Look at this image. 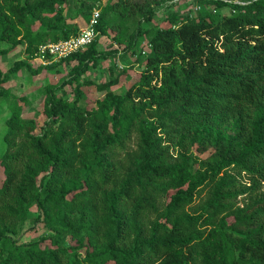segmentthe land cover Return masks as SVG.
I'll return each mask as SVG.
<instances>
[{
    "label": "trees",
    "instance_id": "trees-1",
    "mask_svg": "<svg viewBox=\"0 0 264 264\" xmlns=\"http://www.w3.org/2000/svg\"><path fill=\"white\" fill-rule=\"evenodd\" d=\"M69 1L0 0V41L9 44L0 55L22 45L32 58L40 44L75 36ZM152 2L110 0L84 50L0 70L2 85L22 67L70 66L45 88L41 123L17 111L7 119L0 264H264V0H198L229 11L169 13L137 80L121 93L111 78L94 104H80L91 84L81 76L117 53L97 49V37L112 30L121 42L120 22L139 15L122 49L131 50ZM66 84L73 99L58 94ZM32 205L53 234L19 242Z\"/></svg>",
    "mask_w": 264,
    "mask_h": 264
},
{
    "label": "rangeland",
    "instance_id": "rangeland-1",
    "mask_svg": "<svg viewBox=\"0 0 264 264\" xmlns=\"http://www.w3.org/2000/svg\"><path fill=\"white\" fill-rule=\"evenodd\" d=\"M110 0H70L65 4L64 15L66 21L75 23L82 28L87 23V18L94 8L101 11L102 7ZM152 7L155 14L150 21L142 22L144 34L137 40L134 47L129 51H123V47L127 44L128 35L134 30L139 15L126 18L120 22L121 42H116L112 35L114 31L110 30L109 35L97 37V49L101 51H117L107 58H101L97 64L81 76V79L91 82L88 86H83L84 97L80 101L81 105L94 104L96 99L103 96L104 91L97 86L108 81L111 78L118 77L119 83L111 87L116 92L123 93L125 89L137 80L141 62L149 53L150 46L148 44L151 34L160 26L165 24V18L169 13H177L180 15L199 13L227 14L228 7H215L214 4H202L198 0H152ZM240 1V0H236ZM242 1V0H241ZM88 8V9H86ZM86 9V10H85ZM9 44L0 41V48H8ZM17 60H24L32 69L39 66L50 64L47 60L38 57L28 58L24 51V46L17 45L9 50V52L0 55V70L4 73ZM74 62H72L73 64ZM70 64V65H72ZM70 66L60 64L55 68H43L37 74H32L26 67L20 68L16 73L12 74L10 79L0 85L7 91V97H0V155L5 150L3 141L4 134L7 130V119L12 112L17 111L22 118H35L39 123L43 121L41 113L45 98V88L47 86H57L69 77ZM125 69V72L122 70ZM75 84H66L58 92L59 95L68 96L73 99V87ZM225 132L233 135V126L227 127ZM133 143L130 144L132 146ZM3 168L0 166V185L3 181ZM240 180L248 183L247 176L242 174ZM205 197V192L196 199L200 202ZM38 211L35 205L26 209L25 219L21 222L17 234L14 236L19 242H28L36 240L44 235L53 234L43 222H35ZM68 239L63 240L67 244Z\"/></svg>",
    "mask_w": 264,
    "mask_h": 264
},
{
    "label": "built area",
    "instance_id": "built-area-1",
    "mask_svg": "<svg viewBox=\"0 0 264 264\" xmlns=\"http://www.w3.org/2000/svg\"><path fill=\"white\" fill-rule=\"evenodd\" d=\"M99 18V10L94 8L85 26L78 33L68 39L48 41L38 46L34 57L48 62H54L65 58L70 54L84 50L96 37V25Z\"/></svg>",
    "mask_w": 264,
    "mask_h": 264
}]
</instances>
